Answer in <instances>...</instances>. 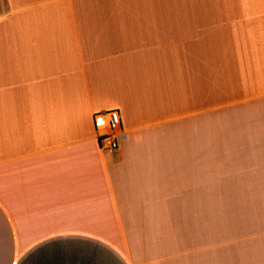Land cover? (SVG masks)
I'll return each mask as SVG.
<instances>
[{
	"label": "crops",
	"instance_id": "1",
	"mask_svg": "<svg viewBox=\"0 0 264 264\" xmlns=\"http://www.w3.org/2000/svg\"><path fill=\"white\" fill-rule=\"evenodd\" d=\"M248 196L264 0H0V264H264Z\"/></svg>",
	"mask_w": 264,
	"mask_h": 264
},
{
	"label": "built area",
	"instance_id": "2",
	"mask_svg": "<svg viewBox=\"0 0 264 264\" xmlns=\"http://www.w3.org/2000/svg\"><path fill=\"white\" fill-rule=\"evenodd\" d=\"M97 127L101 130L98 142L103 151L114 152L118 148V135L121 130L119 112L115 109L98 113L94 117Z\"/></svg>",
	"mask_w": 264,
	"mask_h": 264
},
{
	"label": "rangeland",
	"instance_id": "3",
	"mask_svg": "<svg viewBox=\"0 0 264 264\" xmlns=\"http://www.w3.org/2000/svg\"><path fill=\"white\" fill-rule=\"evenodd\" d=\"M264 203V197H258V196H248V197H237V200H236V204L238 205V208L236 209V216L238 219H245V212L244 210L249 208L247 207V205L253 207V206H256V207H259L261 208L262 207V204L261 203ZM264 208V206H263ZM231 223V226L235 225L233 224V222H230ZM239 230H242L241 233L239 234ZM244 230H248L247 233L244 234ZM261 231H263L261 229ZM234 232H238V236L236 237V240L238 241V244H241V245H244V243L246 242L245 245H252L253 243L250 242L252 239H261V237L259 236L260 234V230L258 227H250L245 225V223H242L240 225H236V227L233 226L232 228V233Z\"/></svg>",
	"mask_w": 264,
	"mask_h": 264
}]
</instances>
